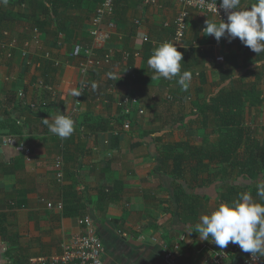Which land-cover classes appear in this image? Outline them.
Masks as SVG:
<instances>
[{
	"label": "crops",
	"instance_id": "0c3cea01",
	"mask_svg": "<svg viewBox=\"0 0 264 264\" xmlns=\"http://www.w3.org/2000/svg\"><path fill=\"white\" fill-rule=\"evenodd\" d=\"M101 2L0 3V264H27L31 257L58 254L62 242L79 231L80 217L62 216L63 191L75 193L70 200L78 203L72 205L86 206L105 264H206L217 246L195 233L200 217L227 202L222 196L228 191L234 192L228 202L247 192L259 203L253 191L264 170L249 179L237 169L204 160L206 169H187L185 179H177L164 156L169 145L215 142L214 126L203 125L198 107L222 88L244 93L243 126L251 140L264 146V53L242 51L239 38L217 42L204 29L207 19L218 21L190 10L179 51L181 69L192 73V82L183 92L177 78L151 79L154 73L147 64L151 42L172 35L176 3L114 0L106 22L115 29L102 50L111 54V61L89 72L87 90L74 97L81 61L71 57L72 49L92 42L91 20ZM11 41L15 48L8 57L5 44ZM134 52L139 56L123 60L124 53ZM218 57L223 61L217 62ZM123 98L138 102L128 116L117 105ZM60 112L76 121L74 133L64 140L43 121L51 123ZM9 138L30 157L7 145ZM109 186L120 191L97 207L98 190ZM227 264L239 261L233 257Z\"/></svg>",
	"mask_w": 264,
	"mask_h": 264
},
{
	"label": "clouds",
	"instance_id": "9594fccd",
	"mask_svg": "<svg viewBox=\"0 0 264 264\" xmlns=\"http://www.w3.org/2000/svg\"><path fill=\"white\" fill-rule=\"evenodd\" d=\"M7 3V0H0ZM217 12L216 4L213 5ZM220 8L227 13V21L219 23L206 20L204 32L213 36L217 42L221 38L229 42L239 38L240 42L251 51L260 55L264 53V0L242 4L241 0H222ZM183 54L171 42H164L156 47L147 64L153 70V80L176 79L181 91L187 92L192 82V73L181 69ZM259 66V65H257ZM74 97H80L78 89H72ZM49 131L61 140L70 138L75 131L76 121L61 112L49 123L44 119ZM257 197L264 201V179L256 184ZM195 233L203 241L209 239L220 249L229 243L238 245L245 253L264 256V204L255 202L252 195L240 193L232 202H221L210 215H202L195 226Z\"/></svg>",
	"mask_w": 264,
	"mask_h": 264
},
{
	"label": "built area",
	"instance_id": "2783aa9c",
	"mask_svg": "<svg viewBox=\"0 0 264 264\" xmlns=\"http://www.w3.org/2000/svg\"><path fill=\"white\" fill-rule=\"evenodd\" d=\"M146 4L156 5L161 0H144ZM178 6L179 10L176 13L174 19V27L172 35L161 42H151V52L164 42H171L179 51L182 48L183 41L185 39L187 31V20L189 11L194 10L206 16L214 17L218 23L220 19L227 21V13L220 8V3L212 0H173ZM216 4L217 12L213 5ZM114 12V0H102L99 7L95 10L94 16L91 20V29L89 35L92 38L90 44L77 43L73 46L71 57L80 59L78 66L81 73V82L78 87L81 93L87 90L86 77L89 72L100 69L102 65H109L111 61V54L105 50V45L111 39L115 25L113 22H106V19L111 17ZM8 49L7 56H11V51L15 48L13 41L5 44ZM240 48L242 51H246L248 47L244 46L240 42ZM139 53L134 52L124 53L123 60L127 61L130 57H138ZM47 59H50L49 55H46ZM217 62H222L223 58L218 57ZM54 65L59 66V62L53 61ZM129 77L133 80L135 75L128 72ZM117 105L123 111V114L128 116L132 108L138 107V102L135 99L123 98L119 100ZM75 111V110H74ZM140 115L144 113L143 110H139ZM124 129L129 128V121H125L123 124ZM7 145H14L19 151H21L27 158L30 157L29 151H27L23 145H19L9 138L6 140ZM56 178L60 180L62 178V171L60 162L55 164ZM79 231L71 235L68 239H65L61 244V251L58 254L49 256L31 257L28 259L27 264H105L103 255V245L96 233L93 219L90 215H85L78 219ZM237 257L239 264H264V259L259 254L253 256L251 253L243 252L238 245L229 243V245L220 249L217 247L214 255L206 264H227L230 259ZM170 254L166 255V259L169 260ZM186 264H193L192 262Z\"/></svg>",
	"mask_w": 264,
	"mask_h": 264
},
{
	"label": "trees",
	"instance_id": "16d2710c",
	"mask_svg": "<svg viewBox=\"0 0 264 264\" xmlns=\"http://www.w3.org/2000/svg\"><path fill=\"white\" fill-rule=\"evenodd\" d=\"M244 102V93L241 90H237L236 87L222 88L198 107L203 125L213 124L214 126L215 142L203 147H192L187 143L169 145L164 161H171V172L177 179H185L184 174L187 169L194 167L202 171L212 163L220 166L226 165L233 170L237 169L241 177L249 179L255 178L264 170V146L251 140L250 132L243 126ZM204 160L209 164H205ZM112 189L113 187L109 186L98 190L97 207L111 201L110 197H114L115 190L120 191L116 186L113 192ZM256 192L257 190L253 191V194ZM233 193V191H228L222 199L228 202ZM74 194L72 191L62 193L63 218H82L87 215L86 206L72 205V201L78 203L76 199L70 200V197L75 198ZM259 203L264 204V201L259 198Z\"/></svg>",
	"mask_w": 264,
	"mask_h": 264
}]
</instances>
